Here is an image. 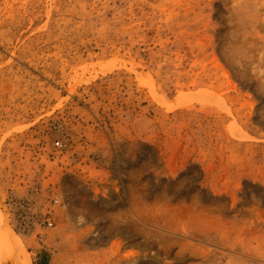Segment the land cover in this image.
Here are the masks:
<instances>
[{
    "label": "rangeland",
    "instance_id": "obj_1",
    "mask_svg": "<svg viewBox=\"0 0 264 264\" xmlns=\"http://www.w3.org/2000/svg\"><path fill=\"white\" fill-rule=\"evenodd\" d=\"M0 212L33 264H264V0H0Z\"/></svg>",
    "mask_w": 264,
    "mask_h": 264
},
{
    "label": "bare ground",
    "instance_id": "obj_2",
    "mask_svg": "<svg viewBox=\"0 0 264 264\" xmlns=\"http://www.w3.org/2000/svg\"><path fill=\"white\" fill-rule=\"evenodd\" d=\"M138 80L143 83L142 86L147 93L160 105L166 106L168 109H174V106L165 104L163 99L158 97L155 93L153 85L142 81L141 76L138 74ZM187 95V96H186ZM194 94H184L178 99V106L185 103L186 98ZM199 95V94H198ZM204 95L198 97L200 100ZM232 137L241 139V132L237 129L231 130ZM0 264H33L32 256L25 248L24 244L13 233L10 227H8L2 218L0 212Z\"/></svg>",
    "mask_w": 264,
    "mask_h": 264
}]
</instances>
